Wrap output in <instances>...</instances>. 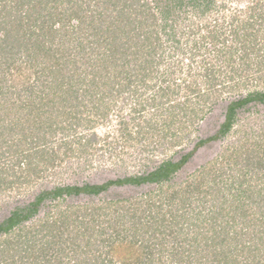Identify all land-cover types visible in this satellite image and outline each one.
<instances>
[{"label":"trees","instance_id":"16d2710c","mask_svg":"<svg viewBox=\"0 0 264 264\" xmlns=\"http://www.w3.org/2000/svg\"><path fill=\"white\" fill-rule=\"evenodd\" d=\"M246 5L237 8L247 9L243 19L233 13L226 22L205 24L206 34L193 43L190 58L197 66L188 62V72L205 85H187L202 101L189 108L169 98V84L138 97L153 88L147 79L162 61L155 60L156 26L160 21L164 30L187 9L196 16L199 9H226L227 1L0 0V157H11L13 175L17 168L29 180L38 169L34 157L51 163L86 152L99 136L95 125L108 120L118 100L123 138L171 132L176 139L184 123L196 131L189 146L139 173L44 187L2 208L0 264H264V88L242 91L235 79L251 61L256 72L264 67V0ZM20 66L28 74H18L17 81L9 72ZM177 67L163 69L162 81ZM130 98L134 106L125 116ZM161 105L169 113L160 125L151 123L145 112L161 111ZM48 108L60 110L68 124H46ZM252 114L259 125L250 131L242 125ZM81 125L90 129L84 139L70 134L72 140L44 146L68 128L76 135ZM233 134L234 142L224 146ZM218 142L223 144L215 157ZM65 144L59 154L56 149Z\"/></svg>","mask_w":264,"mask_h":264},{"label":"rangeland","instance_id":"374dc122","mask_svg":"<svg viewBox=\"0 0 264 264\" xmlns=\"http://www.w3.org/2000/svg\"><path fill=\"white\" fill-rule=\"evenodd\" d=\"M225 1H227L228 3V7L226 9H223L221 6H217L215 8H212L207 13H202L199 9L197 16L196 13H193L192 9H187V11L183 13L176 22L170 23V21H168L167 25H165L164 30H162V27H164L162 22H158V26L156 27L158 28V34L160 35V46L158 51L159 53L156 54H160V57H158V55H155V60L157 61L156 58H160V60L162 61H160L159 63L158 72H156V74H150L151 77L153 75L154 77L147 79V82L150 83V85L152 84L153 88L150 87L147 90L146 94L138 96L139 98L151 97L153 91L156 90L158 86L162 84H169L171 85L170 89L172 90L170 92L171 97L169 98L174 102H180L185 106H188L189 108H194L198 105L196 104V101L199 100L200 106L202 105V101L196 98V93L192 92V88L187 87V85H190V82L193 84L199 82V85L202 87L205 85V82L201 81V78L198 74H194L193 71L190 72L191 74L188 72V62L192 63L194 66H197L195 65V60L190 58L192 50L194 49L193 43L196 41H200L199 39L201 35L206 34V29L204 28L205 24L214 25V22H226L229 20V17L233 13L237 14L240 20L248 14L246 8V10L242 9V11L238 10L237 8L243 5L247 6L246 3L248 4L249 0ZM172 24L175 32V40L169 38V32L172 31V27L170 25ZM195 24H197V27L199 28L194 27ZM192 28H195L194 33H191L190 31ZM176 47L181 48L180 52L177 51V53H175ZM204 51L205 49H202V53L198 54H203ZM201 56L202 55H200L199 57L196 56V60L198 61V58H201ZM170 64H172V66L173 64L175 66L178 65L177 71L174 74H171L168 77L164 78V82L162 80L165 76L161 74V72ZM256 67V64L251 61L247 73L241 74L242 76L238 75L235 78L237 81H239L240 84H243L240 85L242 87V91H246V87L264 88V67L262 66L263 69L261 72H256ZM22 68L23 67L21 66L18 69L15 67L13 70H10L9 74H13L14 78H16V80L18 81L19 79H22L20 77L24 76L23 74H28L26 70L22 71ZM18 74H22V76H19ZM239 88H236L234 92L239 91ZM142 90L143 89L138 88V93H140ZM159 94L160 93L157 94V98H160ZM126 95L127 97L131 96V94L128 93L123 94L122 97H125ZM132 101L133 99L130 98L127 101L126 107L123 108L122 113L125 116L129 115L130 106H134ZM118 102L119 103H117L116 105H113L111 103L112 109L110 111V117L108 118V120H106V122H104L103 124L95 125V130L97 133H99V136L96 138H91V142L87 143L86 145V152L83 151L82 153H75L73 155L66 156L65 158H61L55 161L51 160V163L50 161L45 163L40 159V156L39 158L34 157L33 160L38 164V169L34 172L35 174H33L31 178H29V180H23L19 176L20 173L17 168L14 169L15 175L11 173V157L8 154L3 153L4 155L0 157V168H2V170L5 169V172H0V177L6 178L5 180L7 183H0V210H2V208H7L6 206L10 204H12V207L16 200L29 198L39 189L44 187H49L56 184L81 183L86 181L102 182L107 178H115L118 176H123L125 174L131 175L139 173L146 167H150L154 163H157L158 161H160V159L173 155V152L175 150H178L180 147L190 145V142L196 131H194L193 126H190L188 123H184L182 125L181 130L177 135L178 138L176 139H173V134L171 132H166L165 137H163L162 135L164 132H161L159 133V136L154 135L148 137L145 134V137H137V134H134L136 139L131 138L130 136L123 138L119 131L120 124L118 123V119L115 116L117 115L116 110L117 108H119L121 100H118ZM161 109V111L157 112H153L151 111V109H149L148 111L147 109V111L145 112L146 118L149 117L152 119V121L150 119L151 123H159L160 125L163 115L166 112L169 113L166 105H161ZM178 109L179 108H176V110L174 111H177ZM64 110H69V107L63 109V111ZM43 111L46 112L44 118L49 117V119L44 120L46 124H68V122H62V120H66L67 117L65 114L60 113V110H50L48 108L47 111L45 109ZM142 112H139V114ZM178 118L181 117L177 116V120ZM258 119L259 118L256 115L252 114L248 118L244 119V124L242 126L246 128V130L251 131L258 127ZM181 120L184 121V117H182ZM145 122L146 120H144V123ZM196 124L197 123L194 124V128ZM243 127H241V129ZM65 128H67V126H65ZM156 129L157 131L162 130V128L160 127ZM89 130V128L83 125L79 127L77 126L76 135H82L80 138L77 137L75 133L70 130V128H68L66 129L65 133L69 134V137L64 136V132H57L53 134L51 139H47L48 141L44 142V146H49V148H51V146H54L55 143H59V141L68 138V140H72L71 135H74L77 140L84 139V134H89ZM129 130H134L137 132V129H133L132 125L130 126ZM236 137L237 134H233L230 138L224 140V142L226 141L224 146L228 143L231 144V142H234L233 139H235ZM3 141V138H1V142ZM236 142L234 144H236ZM222 144L221 142H218L216 144V147L218 149L215 148L214 150V152L216 151L215 157L217 156L216 153L220 149ZM71 145L78 146L77 144L73 143H71ZM79 145L82 147L81 144ZM237 145L238 147L243 146L245 150L248 147L247 145L239 142H237ZM3 146L5 147L4 144ZM67 147L68 144L61 145V147L57 148L56 151L61 154ZM239 152L241 153V157L244 158L246 156V154H243L241 152V149L239 150ZM61 157H63V155ZM6 173L8 174V176L6 175ZM15 176H19V180L8 183V181H10V179L13 180ZM87 199L88 198H82L80 199V202L82 204L85 203L90 205L91 202ZM100 201V197L95 200V202L97 203H99ZM100 204H102V202H100L99 205Z\"/></svg>","mask_w":264,"mask_h":264}]
</instances>
